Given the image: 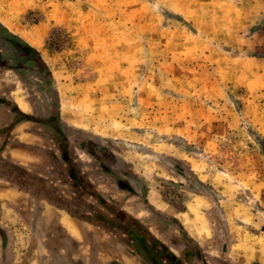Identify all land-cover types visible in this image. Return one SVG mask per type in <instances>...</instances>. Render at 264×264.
Returning a JSON list of instances; mask_svg holds the SVG:
<instances>
[{
  "label": "rangeland",
  "instance_id": "374dc122",
  "mask_svg": "<svg viewBox=\"0 0 264 264\" xmlns=\"http://www.w3.org/2000/svg\"><path fill=\"white\" fill-rule=\"evenodd\" d=\"M0 21L47 66L7 92L62 112L109 192L149 190L186 263L264 264V0H0Z\"/></svg>",
  "mask_w": 264,
  "mask_h": 264
},
{
  "label": "crops",
  "instance_id": "0c3cea01",
  "mask_svg": "<svg viewBox=\"0 0 264 264\" xmlns=\"http://www.w3.org/2000/svg\"><path fill=\"white\" fill-rule=\"evenodd\" d=\"M13 34L45 60L38 48L22 35ZM0 53L13 55L14 64L20 59L1 40ZM30 62L26 57L17 68H0V264H188L178 255L181 245L175 242L179 239L176 230H164V222L171 226L168 219L172 218L162 213L149 190L146 196L140 191L130 198L123 195L122 188L109 192L102 179L103 169L90 173V167L101 166L100 159L95 158L96 154V160L86 157L87 145L72 141L67 128L71 132L74 127L63 113L58 129L47 116L32 113L30 100L19 102L15 97L14 87L25 84L24 71L30 75L36 69ZM5 72L16 76L14 83L19 84L10 92ZM14 108L31 118L18 120ZM55 130L63 134L64 143ZM68 143L74 144L78 157L73 159L74 154H67ZM4 164L9 170L19 168L27 175L22 188ZM27 180L32 181L31 188ZM88 189H93V194H88ZM139 198L145 201L144 208L137 205L141 204Z\"/></svg>",
  "mask_w": 264,
  "mask_h": 264
},
{
  "label": "trees",
  "instance_id": "16d2710c",
  "mask_svg": "<svg viewBox=\"0 0 264 264\" xmlns=\"http://www.w3.org/2000/svg\"><path fill=\"white\" fill-rule=\"evenodd\" d=\"M0 40L4 41L5 44L10 46L15 51V53L18 54V57L20 58L19 61L16 64H14L12 62L14 60L13 55L8 57L0 53V68H9V69L17 68L16 65L19 66L22 60L26 59V57L33 56V55H35V59L38 64L45 65V62L43 61L41 56H39L38 52L34 48L28 45L27 42H25L23 39L18 37L16 34H13L11 31H9L8 28L4 27L3 25H1V28H0ZM14 111H15V114L17 115L18 120H25V119L31 118L29 115L23 113L19 109L14 108ZM14 124L15 123H13L12 125ZM58 145L61 146V144L59 143ZM86 192L88 194H93V189H88V191L86 190ZM94 195L99 201L103 202L108 207V209H112L110 205L106 203V201H103L102 197L98 193L97 194L95 193Z\"/></svg>",
  "mask_w": 264,
  "mask_h": 264
},
{
  "label": "flooded vegetation",
  "instance_id": "af4514ba",
  "mask_svg": "<svg viewBox=\"0 0 264 264\" xmlns=\"http://www.w3.org/2000/svg\"><path fill=\"white\" fill-rule=\"evenodd\" d=\"M98 158H101V157H98ZM98 158H96V159H98ZM100 164H101L102 168L101 167H99V168H100V170H102L103 167L106 166L105 163L102 161V159H100ZM4 165H5V168L11 173V175L14 176V177L11 176L12 179H14L15 182H18V185L21 186V188H22V183H24V181H26L25 177H27V175L22 170H20L19 168H18V171L14 170V168H12V170H9V168H7V164H4ZM27 183L29 185L28 187L31 188L30 186L32 184V181L27 180Z\"/></svg>",
  "mask_w": 264,
  "mask_h": 264
},
{
  "label": "bare ground",
  "instance_id": "6f19581e",
  "mask_svg": "<svg viewBox=\"0 0 264 264\" xmlns=\"http://www.w3.org/2000/svg\"><path fill=\"white\" fill-rule=\"evenodd\" d=\"M28 40L30 41V43H31L34 47H36V48H40L41 43H40L39 41L35 40L34 38L31 39V37L28 38Z\"/></svg>",
  "mask_w": 264,
  "mask_h": 264
}]
</instances>
